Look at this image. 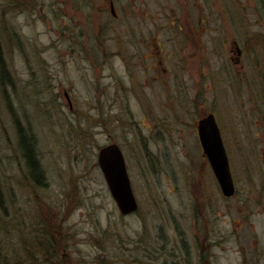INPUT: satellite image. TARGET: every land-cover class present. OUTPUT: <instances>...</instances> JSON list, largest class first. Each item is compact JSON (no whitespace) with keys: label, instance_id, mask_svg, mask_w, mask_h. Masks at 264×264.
Listing matches in <instances>:
<instances>
[{"label":"rangeland","instance_id":"rangeland-1","mask_svg":"<svg viewBox=\"0 0 264 264\" xmlns=\"http://www.w3.org/2000/svg\"><path fill=\"white\" fill-rule=\"evenodd\" d=\"M59 1L0 0V264H264V0H145L137 30L142 0L118 18ZM210 112L233 196L199 137ZM114 142L129 214L99 164Z\"/></svg>","mask_w":264,"mask_h":264},{"label":"water","instance_id":"water-1","mask_svg":"<svg viewBox=\"0 0 264 264\" xmlns=\"http://www.w3.org/2000/svg\"><path fill=\"white\" fill-rule=\"evenodd\" d=\"M238 47V53L242 49ZM198 132L204 153L208 157L214 173L225 196H233L236 186L233 180L229 156L222 137L221 129L213 112L200 118ZM99 164L108 183L109 189L122 214H129L138 209L126 159L117 143L107 144L99 150Z\"/></svg>","mask_w":264,"mask_h":264},{"label":"flooded vegetation","instance_id":"flooded-vegetation-1","mask_svg":"<svg viewBox=\"0 0 264 264\" xmlns=\"http://www.w3.org/2000/svg\"><path fill=\"white\" fill-rule=\"evenodd\" d=\"M76 8H77V11L78 13H84V0H76ZM117 0H103V3L101 2V0H99V2L97 3V5L95 6V9H96V13H98L97 16H99L100 14V11H104V12H108V9L110 10V14L111 16H113V18H118L119 17V13H118V9H117V5H116V2ZM120 2H123L122 0ZM119 2V4H120ZM56 3L55 1L52 2V4ZM59 4H61V6L63 5V3H66L68 5L69 3V0H60L58 2ZM95 3V2H94ZM99 5V6H98ZM122 11H125V13H128L126 12L127 11V7L126 5H121L120 6ZM136 7V13L138 14V18L135 22V25H136V30L139 28V29H143L144 28V25L146 24L145 23V20L147 18V6H146V2L145 0H142L140 5ZM92 13H95V11H92ZM141 14V15H140ZM82 15H80L79 18H81ZM79 24L83 23L81 21V19H79L78 21ZM100 24V22H99ZM59 26V25H58ZM179 28H183L181 25H179ZM62 29V33H60V38L63 40L65 38H68L67 36H65L64 34H66V32L64 31L63 33V28ZM81 36V34H80ZM144 39L141 37V39H138L137 41H143ZM82 43L81 41V38L79 37V35H77V37L74 39L72 45H80ZM234 43V50L235 52L237 53V56H233V58L236 60V61H240V56L242 55L243 52H241V54L238 53V44L236 41L233 42ZM100 46H104V41L102 43H100ZM125 50L124 49H121L118 47V52L123 54ZM77 52L80 53V50L79 48L77 49ZM67 97H68V100L71 102V99L69 97L68 94H66Z\"/></svg>","mask_w":264,"mask_h":264},{"label":"trees","instance_id":"trees-1","mask_svg":"<svg viewBox=\"0 0 264 264\" xmlns=\"http://www.w3.org/2000/svg\"><path fill=\"white\" fill-rule=\"evenodd\" d=\"M4 58L1 52V47H0V63H4ZM31 137H22L21 139V146L23 148V153L27 162V166L29 169V172L31 175L36 179V180H42L44 176V169H42L39 159H38V153L33 146V142L31 144ZM3 192L0 187V201H3Z\"/></svg>","mask_w":264,"mask_h":264}]
</instances>
